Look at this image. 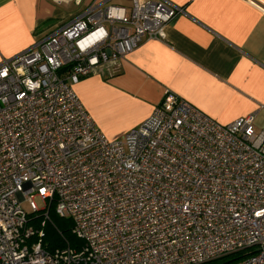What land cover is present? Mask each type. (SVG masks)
Instances as JSON below:
<instances>
[{"label": "built area", "instance_id": "obj_1", "mask_svg": "<svg viewBox=\"0 0 264 264\" xmlns=\"http://www.w3.org/2000/svg\"><path fill=\"white\" fill-rule=\"evenodd\" d=\"M183 12L170 0L93 2L0 60V264H201L246 248L231 264H264L256 111L222 124L172 95L112 140L73 89ZM51 205L78 248H44L30 214L47 219Z\"/></svg>", "mask_w": 264, "mask_h": 264}, {"label": "crops", "instance_id": "obj_2", "mask_svg": "<svg viewBox=\"0 0 264 264\" xmlns=\"http://www.w3.org/2000/svg\"><path fill=\"white\" fill-rule=\"evenodd\" d=\"M102 1L0 0V60ZM170 1L184 12L164 25L162 37L144 39L118 66L73 85L96 126L120 139L177 95L222 124L256 111L255 128H263L264 0Z\"/></svg>", "mask_w": 264, "mask_h": 264}, {"label": "trees", "instance_id": "obj_3", "mask_svg": "<svg viewBox=\"0 0 264 264\" xmlns=\"http://www.w3.org/2000/svg\"><path fill=\"white\" fill-rule=\"evenodd\" d=\"M67 68L68 67L63 68L62 72ZM30 220V223L33 224L36 229L42 228L44 235L41 240L44 248L48 251H53L56 248H62L67 244L78 248L82 243L81 239L72 232L71 219L69 217L59 216L53 205L49 207L47 219H44L42 212L38 211L30 214ZM42 221H44L43 226L41 225ZM251 253L252 250H250V248H246L201 264H231L245 258Z\"/></svg>", "mask_w": 264, "mask_h": 264}, {"label": "rangeland", "instance_id": "obj_4", "mask_svg": "<svg viewBox=\"0 0 264 264\" xmlns=\"http://www.w3.org/2000/svg\"><path fill=\"white\" fill-rule=\"evenodd\" d=\"M115 2H119L120 0H114ZM35 202L37 204L38 207H41L42 206V203L40 202V200L38 198L35 199ZM21 206H22V209L26 212V213H29L30 212V207H29V204L26 202V201H22L21 202Z\"/></svg>", "mask_w": 264, "mask_h": 264}]
</instances>
